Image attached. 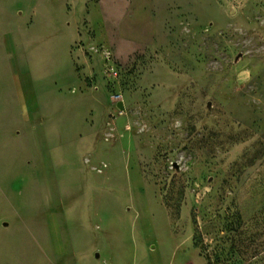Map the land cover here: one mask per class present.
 <instances>
[{"label": "rangeland", "instance_id": "374dc122", "mask_svg": "<svg viewBox=\"0 0 264 264\" xmlns=\"http://www.w3.org/2000/svg\"><path fill=\"white\" fill-rule=\"evenodd\" d=\"M264 264V0H0V264Z\"/></svg>", "mask_w": 264, "mask_h": 264}, {"label": "crops", "instance_id": "0c3cea01", "mask_svg": "<svg viewBox=\"0 0 264 264\" xmlns=\"http://www.w3.org/2000/svg\"><path fill=\"white\" fill-rule=\"evenodd\" d=\"M58 264V263H57ZM59 264H66V263H59ZM67 264H70V263H67ZM85 264H90V263H85Z\"/></svg>", "mask_w": 264, "mask_h": 264}]
</instances>
